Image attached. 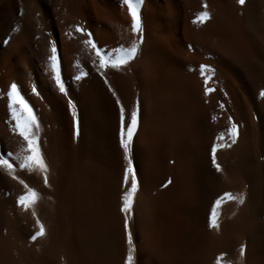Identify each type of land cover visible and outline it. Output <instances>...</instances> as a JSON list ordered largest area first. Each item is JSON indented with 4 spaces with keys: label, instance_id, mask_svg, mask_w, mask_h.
<instances>
[{
    "label": "bare ground",
    "instance_id": "obj_1",
    "mask_svg": "<svg viewBox=\"0 0 264 264\" xmlns=\"http://www.w3.org/2000/svg\"><path fill=\"white\" fill-rule=\"evenodd\" d=\"M138 3L139 35L122 0H0V155L10 153L14 166L0 165V237L23 195L7 179L36 185L34 211L47 232H117L131 175L125 185L115 99L126 117L139 100L133 226L128 218L132 231L144 232L136 264H216L221 254L222 264H264V0ZM205 10L211 19L201 24ZM89 35L106 59L115 61L134 43L137 57L119 71L101 69ZM202 64L214 89L207 96ZM13 83L36 118L31 130L48 166V187L39 170L20 168L29 153L13 117L24 121L27 113L9 106ZM219 136L231 146L218 149L217 173L210 149ZM225 192L236 199L217 207L220 227L209 229L212 204ZM1 248L0 264H13Z\"/></svg>",
    "mask_w": 264,
    "mask_h": 264
},
{
    "label": "snow or ice",
    "instance_id": "obj_2",
    "mask_svg": "<svg viewBox=\"0 0 264 264\" xmlns=\"http://www.w3.org/2000/svg\"><path fill=\"white\" fill-rule=\"evenodd\" d=\"M123 4L127 6L128 13L131 17V28L132 32L134 34L139 35L142 31L141 29V20H140V11H139V3L138 0L134 2V0H122ZM236 2L240 5H244L245 0H236ZM205 9L207 8V5H202ZM198 21L203 24L211 19L210 14L208 11H202L198 14L197 17ZM76 31L78 33H82L84 30L77 26ZM88 44L92 46V48L96 49V56L99 58V66L101 69L106 68H113L117 71L120 70V68L129 65L134 59L137 57V45L134 43L130 49L124 52L122 57L117 58L115 61H112L110 59H106L103 55V50L98 48L95 43H93L91 36L89 35V39L86 41ZM52 55L50 57L52 61V71L53 73H56V63H57V49L53 47L51 49ZM209 70L208 65H200L199 66V75L203 78V82L206 85L204 88V94L207 96L210 92L214 91L213 88L207 87L210 76L207 75ZM54 79L56 81V84L59 88L60 93L65 92V86L62 83L61 77L59 74H56L54 76ZM79 79V77H77ZM104 83L107 85V80L104 81ZM36 89H33V92H35ZM108 91L112 94L113 97H116V93L112 91L111 87L108 88ZM259 95L261 97H264V90H261ZM9 98V106H11L12 103L19 104L21 107L22 112L27 113L26 119L24 121H21L19 117L14 116L13 118L16 120L15 130L19 133V135L23 138V140L27 144V151L28 155L25 158V162L20 165L21 169H29L30 171L35 169L39 170L42 173L43 176V183L45 187L49 186L48 183V166L44 161L40 144L38 137L35 133L32 132L31 126L36 123L35 116L32 115V109L29 107V105L25 102V100L21 97L20 93L17 90V85L15 83L10 85V90L8 93ZM71 101H69V106L71 107ZM116 107L118 109L119 113V144L120 147L123 150L124 159L128 162V167L124 169V177H123V183L125 185L128 184L129 176L131 175V187L128 189L126 196L124 197L120 212L124 214V220H123V229L125 233V240L126 243L130 246L129 248V255L125 259V264H131L132 261V255H131V246L133 245V237L132 233L129 230V215H131V209H132V200L134 198V193L137 190V179L135 175V170L132 165V159H131V150H132V144L133 139L137 134V131L139 129L140 124V104L139 100L136 102V107L131 112L130 116L126 117L124 107L121 105V102L118 98L115 99ZM222 107V106H221ZM229 120H231V117H229ZM78 122L77 119L73 118V128H74V136L78 135ZM238 135L237 127L236 125H233L229 129V137L232 138V142L235 143V137ZM224 137L219 136L216 140H214L211 144L210 149V156H211V164L215 171L217 173L221 172V167L217 163L216 160V153L218 149H223L225 147H230L231 145L223 143ZM219 141V142H218ZM10 153L0 155V165L6 166L9 170L13 169V164L10 162ZM12 179H17L15 175L12 176ZM19 183L23 185L25 188V192L23 195L19 196V198L16 200L17 206L22 207L24 210L32 209V215L35 218L36 213L34 211V205L36 204L38 193L35 191V189L28 187V185L23 181L20 180ZM170 183V181H169ZM167 185H163V187H166ZM235 197H232L230 193H223L220 196L216 198V200L212 204L211 211L209 212L207 216V227L209 229H219L220 222H219V213L217 212V207L221 205L226 200H235ZM240 203H243V196L240 197ZM36 226L37 229L34 231L30 237V241H35L40 237H43L46 235L45 228L43 224H41L40 220L36 218ZM244 248L241 246V253H243ZM222 257L218 256L216 259V264H222Z\"/></svg>",
    "mask_w": 264,
    "mask_h": 264
},
{
    "label": "rangeland",
    "instance_id": "obj_3",
    "mask_svg": "<svg viewBox=\"0 0 264 264\" xmlns=\"http://www.w3.org/2000/svg\"><path fill=\"white\" fill-rule=\"evenodd\" d=\"M7 180L18 195L24 194L25 188L19 183L20 180ZM25 183L30 188L36 186L32 182L25 181ZM65 214L68 220L74 217V215L70 217L72 215L69 214L67 210ZM133 215L135 214L133 213L128 217L130 219L133 217L131 221L134 222H132L131 226L135 224L136 220V217ZM123 217L124 214H122V219L119 221L120 224H118L119 227L117 232H74L72 231L73 228H71L72 230L69 229L68 232H63L60 235V232L58 234L57 232H47L46 227L43 225L46 235L35 241H30V235L38 230L36 218L40 220V217L36 214L34 218L32 210H24L22 207L16 206L13 209V216H11L10 222H8L9 231L4 232L0 237V246L2 247L0 248L10 255L11 260L13 259V264H26L27 261V264H125V259L129 255L130 246L125 240L122 222L124 220ZM73 221L74 220L67 222V225L68 223L70 224L68 228L74 227L75 222ZM40 222L42 224L41 220ZM70 222H72V226ZM9 225H11V227ZM131 226H129V230H131L130 232L133 237L131 264H136V254L139 245L143 241L144 232H138L137 227L132 231ZM108 235H110V237H108ZM113 236H115V240ZM18 249H23L24 252L26 251V259L23 258L22 255L20 256Z\"/></svg>",
    "mask_w": 264,
    "mask_h": 264
}]
</instances>
